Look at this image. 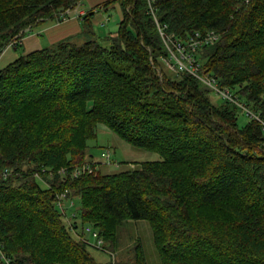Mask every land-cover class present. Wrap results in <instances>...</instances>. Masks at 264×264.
I'll list each match as a JSON object with an SVG mask.
<instances>
[{
	"label": "trees",
	"instance_id": "16d2710c",
	"mask_svg": "<svg viewBox=\"0 0 264 264\" xmlns=\"http://www.w3.org/2000/svg\"><path fill=\"white\" fill-rule=\"evenodd\" d=\"M82 1L0 0V55ZM116 1L123 18L106 45L92 10L79 34L0 69V264H111L77 238L78 221L57 203L66 191L110 249L126 221L147 220L163 264H264L262 124L247 114L241 126L237 104H216L195 76L165 71L159 31L182 40L216 31L203 68L264 118V0L107 4ZM100 124L162 159L76 177ZM134 252L149 264L142 244Z\"/></svg>",
	"mask_w": 264,
	"mask_h": 264
},
{
	"label": "rangeland",
	"instance_id": "374dc122",
	"mask_svg": "<svg viewBox=\"0 0 264 264\" xmlns=\"http://www.w3.org/2000/svg\"><path fill=\"white\" fill-rule=\"evenodd\" d=\"M111 12L113 13H110V16L104 15L105 19L103 18V20L99 18L93 20L95 30L97 31L98 35H101L100 42L103 45L107 44V41L104 40V37L108 35L110 27L114 25V22L112 20L114 17H116V15H118V13H120V10L118 9V7H116L113 10H111ZM116 20H118L117 17ZM38 30L39 27L35 26L32 32L36 33ZM46 38L47 39L42 40L44 42L43 48L51 45L49 44L50 42L47 35ZM46 41H48L47 44H45ZM26 49L27 48L24 47L23 45H21L18 48H15L14 46L6 47L0 55V69H2L3 67L7 66L9 63L14 61V59H16L14 58L16 54H17V58L22 54H25ZM6 51L7 53H5ZM162 59L164 62L165 71L169 72L170 70L174 73H177L176 71L169 68L167 64V60H165L168 59V56H164V58ZM262 72L263 71H261V73ZM255 78H258V76L256 75ZM210 97L211 100L216 104L222 102V99L214 92L210 93ZM238 116H239L238 121L241 126L245 125L249 120V117L247 113L244 112V110L240 111ZM89 146L90 148L87 149V153L85 155V161H86L85 163L92 164V167L95 166L93 167L95 168L93 169V171L99 170L104 174L117 173L130 168L133 169L139 166L142 162L156 161L162 159L161 155L158 152L134 147L125 140H123L121 137H119L117 134L112 132L107 126L102 124L98 126L97 137L89 141ZM107 149L111 151V155H112L111 160H105L102 157V153L105 152ZM90 154H92L93 156L91 157ZM72 196L75 197L74 194L69 193L68 194L69 200L64 201L65 207L67 208L66 220L70 223H73L75 219L78 221L79 224L78 230L80 233H83V236H77V238L80 237L81 240H83L82 237H85L90 241L89 249L92 255L94 256V258L98 262L111 263L112 258L110 254L106 253L104 250L100 248L92 246L93 244H95L96 239L91 232L86 231V227L89 225L82 223L81 221L80 199L72 198ZM138 243L142 244L145 252L146 260L149 264H163L160 261L159 254L157 252L154 243L151 225L147 220L126 221L123 225L119 227L117 249L114 250L112 248L110 249L109 247H107V250L114 252L117 255L119 264H136L134 261V254H135L134 249Z\"/></svg>",
	"mask_w": 264,
	"mask_h": 264
},
{
	"label": "built area",
	"instance_id": "2783aa9c",
	"mask_svg": "<svg viewBox=\"0 0 264 264\" xmlns=\"http://www.w3.org/2000/svg\"><path fill=\"white\" fill-rule=\"evenodd\" d=\"M159 31L163 38L164 45L168 50V59L167 64L170 69L176 72H187L196 78H198L205 87H207L211 92H214L222 100L229 101L237 104L242 110L247 112L251 117L256 118L264 129V118L260 115L254 113L245 103L240 100L239 95L230 87L222 86L219 82L218 77L214 76L211 72H206L203 68L202 62L200 61V53L206 47L219 39V35L216 31L211 30L207 33H202L200 31H195L189 36L186 40L178 38L175 34H169L166 32L165 26L159 25ZM13 44L9 46L13 47ZM102 157L105 160H111V151L107 149L102 153ZM92 164L87 163L82 167H78L74 171V175L78 177L83 172H92ZM6 175L9 173L8 170L4 172ZM68 198V192H64L58 195V205L63 206L64 199ZM87 232H91L95 237L96 241L95 246L104 250L106 253L111 255L112 264H119L117 255L114 252L108 251L105 246L104 239L99 235V232L95 230L92 226L86 227ZM83 241L87 242L90 245V241L85 237H82Z\"/></svg>",
	"mask_w": 264,
	"mask_h": 264
},
{
	"label": "crops",
	"instance_id": "0c3cea01",
	"mask_svg": "<svg viewBox=\"0 0 264 264\" xmlns=\"http://www.w3.org/2000/svg\"><path fill=\"white\" fill-rule=\"evenodd\" d=\"M109 1L110 0H83L75 8L69 9L65 13L61 14V18L56 17L46 19L33 25L30 29H28L27 35L21 40V45L27 48L25 54L42 49L44 46V42L42 40L47 39L46 35L49 38V44H53L64 38L79 34L82 30L83 17L92 10L96 11L93 20L98 18L103 20L104 15L110 16V13H113L111 10L118 7L120 10V13H118L119 16L116 15L118 20H116V17L113 18L112 21L114 22V25L110 27L108 33L112 35L116 34L119 28V23L123 18L122 9L118 1L107 4ZM35 26H38L39 30L36 33H33L32 31ZM47 43L48 41L45 42V44ZM7 51L5 53H7ZM14 58L17 59V54Z\"/></svg>",
	"mask_w": 264,
	"mask_h": 264
}]
</instances>
